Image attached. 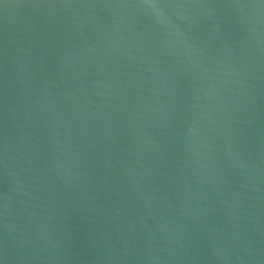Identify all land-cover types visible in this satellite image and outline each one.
<instances>
[{
    "label": "water",
    "instance_id": "obj_1",
    "mask_svg": "<svg viewBox=\"0 0 264 264\" xmlns=\"http://www.w3.org/2000/svg\"><path fill=\"white\" fill-rule=\"evenodd\" d=\"M0 264H264V0H0Z\"/></svg>",
    "mask_w": 264,
    "mask_h": 264
}]
</instances>
